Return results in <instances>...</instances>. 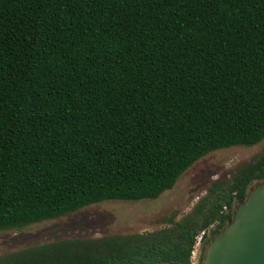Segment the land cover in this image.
Here are the masks:
<instances>
[{
	"label": "trees",
	"instance_id": "obj_1",
	"mask_svg": "<svg viewBox=\"0 0 264 264\" xmlns=\"http://www.w3.org/2000/svg\"><path fill=\"white\" fill-rule=\"evenodd\" d=\"M263 140L264 0H0V232L155 200L209 153ZM263 178L264 154L173 229L5 264H191Z\"/></svg>",
	"mask_w": 264,
	"mask_h": 264
},
{
	"label": "rangeland",
	"instance_id": "obj_2",
	"mask_svg": "<svg viewBox=\"0 0 264 264\" xmlns=\"http://www.w3.org/2000/svg\"><path fill=\"white\" fill-rule=\"evenodd\" d=\"M264 154V140L251 147H231L209 153L186 170L174 187L155 200L105 201L66 216L0 232V264L9 258L54 244L81 243L102 247L108 239L162 233L209 207L231 179ZM209 199V200H210ZM210 226L198 234L191 264L212 237ZM92 246V247H93ZM84 247V246H83Z\"/></svg>",
	"mask_w": 264,
	"mask_h": 264
},
{
	"label": "water",
	"instance_id": "obj_3",
	"mask_svg": "<svg viewBox=\"0 0 264 264\" xmlns=\"http://www.w3.org/2000/svg\"><path fill=\"white\" fill-rule=\"evenodd\" d=\"M230 214L200 253L201 264H264V178L247 186Z\"/></svg>",
	"mask_w": 264,
	"mask_h": 264
},
{
	"label": "built area",
	"instance_id": "obj_4",
	"mask_svg": "<svg viewBox=\"0 0 264 264\" xmlns=\"http://www.w3.org/2000/svg\"><path fill=\"white\" fill-rule=\"evenodd\" d=\"M194 253V252H193ZM193 253H192V256H193Z\"/></svg>",
	"mask_w": 264,
	"mask_h": 264
}]
</instances>
